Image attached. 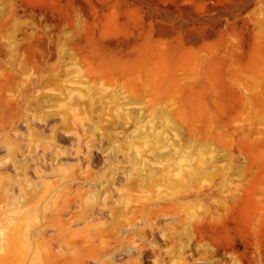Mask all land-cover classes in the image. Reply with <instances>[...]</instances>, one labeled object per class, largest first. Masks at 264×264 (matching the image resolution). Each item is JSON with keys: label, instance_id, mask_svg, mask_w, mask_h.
<instances>
[{"label": "rangeland", "instance_id": "obj_1", "mask_svg": "<svg viewBox=\"0 0 264 264\" xmlns=\"http://www.w3.org/2000/svg\"><path fill=\"white\" fill-rule=\"evenodd\" d=\"M0 264H264V0H0Z\"/></svg>", "mask_w": 264, "mask_h": 264}, {"label": "bare ground", "instance_id": "obj_2", "mask_svg": "<svg viewBox=\"0 0 264 264\" xmlns=\"http://www.w3.org/2000/svg\"><path fill=\"white\" fill-rule=\"evenodd\" d=\"M196 172V171H195ZM194 172V173H195ZM194 173H192V174H194ZM191 173L188 175V177L190 176L191 177V175H192ZM193 176V175H192ZM17 230H18V228H17ZM15 231V230H14ZM18 233H19V230H18ZM11 237V236H10ZM13 237V236H12ZM24 239V238H23ZM11 249V248H10ZM12 250V249H11ZM13 252V251H12Z\"/></svg>", "mask_w": 264, "mask_h": 264}]
</instances>
